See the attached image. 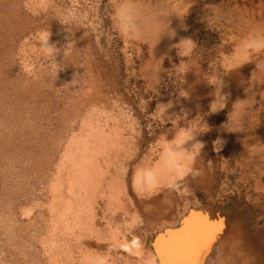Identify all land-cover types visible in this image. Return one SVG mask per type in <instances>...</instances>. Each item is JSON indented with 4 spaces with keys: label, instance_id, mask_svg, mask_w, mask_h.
Here are the masks:
<instances>
[{
    "label": "rangeland",
    "instance_id": "rangeland-1",
    "mask_svg": "<svg viewBox=\"0 0 264 264\" xmlns=\"http://www.w3.org/2000/svg\"><path fill=\"white\" fill-rule=\"evenodd\" d=\"M168 1L131 0L145 19L134 38L116 28L124 0H0V264H151L147 195L181 144L174 211H247L261 226L264 200L241 179L254 148L264 157V50L242 42L264 31V0H184L198 8L159 30Z\"/></svg>",
    "mask_w": 264,
    "mask_h": 264
},
{
    "label": "bare ground",
    "instance_id": "bare-ground-1",
    "mask_svg": "<svg viewBox=\"0 0 264 264\" xmlns=\"http://www.w3.org/2000/svg\"><path fill=\"white\" fill-rule=\"evenodd\" d=\"M176 1L177 3L174 4L172 0H169L168 3L172 4H165L164 2L162 5L158 6L160 15L156 17L154 24L158 21L157 24L161 25L159 26V30H161L162 26L166 25L170 20L171 25L174 28L179 29L181 24L180 17L186 15L192 9V11H194L198 8L196 2H188L187 4L184 0ZM238 3L242 2L239 1ZM204 5L214 14H216V10L219 7V4L213 1L204 2ZM148 10L149 9H147V11ZM153 14L154 12H151V15ZM195 16H197V14ZM208 17V15H206L205 18L201 16L199 17V22L196 23L207 21ZM225 21L228 25H233L235 27H240L246 23H248V27L251 25L247 20L239 21L237 23L231 21L228 22L227 20ZM136 25L138 32L142 35L137 36L134 34V38H144L143 28L145 29V19L144 17L142 18L139 13L136 19ZM172 30L177 31L176 29ZM155 31H157L156 28ZM157 32L159 35L162 34L160 31ZM244 42L245 40L242 44H244ZM242 129V126H236L233 129L237 135L245 134L241 137V141H245V138L246 141L254 139L253 135L255 133V127L250 121L247 127V133L246 131H242ZM186 148V144H181L180 146L177 145L175 147H166L164 151L165 155L162 158L163 166L168 168L166 179L159 185V187L152 189V194L149 193L147 195V230L156 235V240L153 244L154 253L148 257L151 264H168V261L171 258L180 255L184 244V238L180 234L185 229V221L192 220V214L194 213H203L213 220H222L224 222L223 231L215 239V242L210 245L209 250L204 252L200 257V264H264V239H261L259 235V231H262L264 234V219L257 222L258 225L261 224V226L257 228V225L254 226L252 222L249 221L247 211H233V213L229 215L209 207L194 208L193 210L186 211V214L182 215L177 214L174 211V204L178 202L176 195L179 188L187 181L186 179H183L182 183L178 182L180 178H183L187 174L185 163H181L182 158L179 157V153L181 156V153H183L182 150ZM262 151L263 150L259 151V149L254 148L252 153L249 154V158L246 159V172L243 173L244 176L241 179V182H243V188H250V197L258 200H264V157L259 159V161H262L261 163H256L257 159L255 157L257 156L255 152L258 153ZM185 156H183V160H185ZM238 173V177H240L241 174L239 171ZM164 245H168L167 256H164L162 253ZM131 246L135 248L134 250L139 251L138 242L135 239ZM127 249L130 250L131 247L129 246Z\"/></svg>",
    "mask_w": 264,
    "mask_h": 264
},
{
    "label": "snow or ice",
    "instance_id": "snow-or-ice-1",
    "mask_svg": "<svg viewBox=\"0 0 264 264\" xmlns=\"http://www.w3.org/2000/svg\"><path fill=\"white\" fill-rule=\"evenodd\" d=\"M223 226L222 220H213L203 213L192 214V220L185 221V229L180 234L184 238L181 253L171 258L168 264H200V257L215 242ZM162 253L168 255V245H164Z\"/></svg>",
    "mask_w": 264,
    "mask_h": 264
},
{
    "label": "clouds",
    "instance_id": "clouds-1",
    "mask_svg": "<svg viewBox=\"0 0 264 264\" xmlns=\"http://www.w3.org/2000/svg\"><path fill=\"white\" fill-rule=\"evenodd\" d=\"M116 20V28L122 35H132L135 34L137 36L142 35L137 30L136 19L138 16V11L135 9L131 0H124V2L116 9L115 13ZM49 32H42L37 36V41L41 45V50L48 56H51L54 49L49 43ZM192 42L190 40H184L180 45V49L186 45H191ZM248 49H256V50H264V31L259 33H254L251 38L246 40L243 44V50ZM247 101L246 100H238L236 103L232 105L233 112L239 109L243 112L246 109ZM231 115V113L229 114ZM179 135V134H178ZM220 142V141H219ZM221 143V142H220ZM199 144V143H196ZM194 144L192 147H194ZM151 176V173H148Z\"/></svg>",
    "mask_w": 264,
    "mask_h": 264
}]
</instances>
